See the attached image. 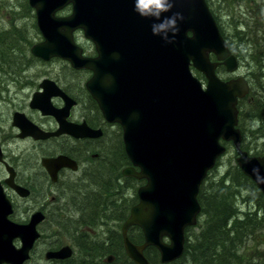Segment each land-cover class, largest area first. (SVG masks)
Returning <instances> with one entry per match:
<instances>
[{
    "label": "water",
    "instance_id": "95a60500",
    "mask_svg": "<svg viewBox=\"0 0 264 264\" xmlns=\"http://www.w3.org/2000/svg\"><path fill=\"white\" fill-rule=\"evenodd\" d=\"M29 3L44 38L33 46V56L45 61L58 57L76 70L93 73L86 84L88 91L105 118L123 129L125 152L132 164L123 175L147 180L138 190L139 203L132 207L122 228L126 253L135 264H151L144 253L151 246L159 251L164 264L182 256L186 228L197 223L201 212L200 187L226 152L222 140L232 141L239 168L264 195V156H251L243 150L238 127L237 100L249 93V85L244 78L224 81L217 75L221 64L228 73H235L239 61L206 0ZM69 4L73 8L70 15H56ZM80 29L96 45V57L84 56L75 43L74 33ZM211 54L217 61H211ZM195 71L204 76L206 84ZM40 87L43 92L34 94L31 106L55 116L60 128L45 135L22 117L27 124H15L23 129L21 137L45 139L67 134L85 138L102 134L87 124L66 121L75 102L55 81L46 79ZM56 96L65 99L63 110L52 106L51 98ZM1 155L0 151V159ZM73 164L63 156L45 161L50 170L56 166L50 171L53 176L58 168ZM7 183L19 194H27L14 186L13 170ZM11 214L12 205L0 189V264H23L40 237L37 222L42 216L18 225L9 220ZM132 226L142 229L144 244L135 245L129 239ZM17 238L22 242L20 248L14 245ZM70 254L65 247L46 257Z\"/></svg>",
    "mask_w": 264,
    "mask_h": 264
},
{
    "label": "flooded vegetation",
    "instance_id": "af4514ba",
    "mask_svg": "<svg viewBox=\"0 0 264 264\" xmlns=\"http://www.w3.org/2000/svg\"><path fill=\"white\" fill-rule=\"evenodd\" d=\"M206 1L209 6L210 1ZM236 4L238 5V8H236V44H240L241 47L251 45L253 49L264 45V0H236ZM241 27L245 30L238 31L237 29ZM226 41L230 43L228 39ZM239 47L236 46V58L240 64ZM31 60V57L25 58L19 69L14 68L15 63L10 57H7L3 64L0 62V151L2 153L0 159V189L4 191L12 205V214L9 215L11 222L18 225H27L39 215L42 216V220L37 222L40 237L30 251L29 259L23 264H31L40 241H45L39 254V258L45 264H111L114 261L113 255L81 249L75 242L71 243L70 240H65V235L59 233V230L55 233L51 226L59 224L66 217L79 219L73 211L75 209V207H72L73 200L80 192L95 191L96 187L93 184L95 183L96 174L99 173L97 172L100 165L98 162H102L100 158L103 155V149L99 153L98 148L109 142V135L106 134L107 127L111 126L110 124L117 123L109 122L105 118L98 103L88 91L86 84L92 77L91 73L81 74L79 71H73L71 74L77 79H68L66 82L64 77L63 79L58 78L61 83L56 78H44L40 83L37 82L36 88L38 90L32 94L30 101L27 102V96H24V92L30 86L28 70L31 69V65L28 61ZM81 76H88L84 84L81 82ZM238 78L243 77L236 76V79ZM38 79L36 80L38 81ZM46 79L55 81L56 85L75 102L70 108L66 121L69 124H87L93 130H101L102 134L100 136L76 138L62 134L45 139L30 135L21 137L23 129L15 124H27L22 117L36 125L40 133L45 135L55 133L60 128V122L55 116L44 114L40 109L31 106L34 94L43 92L40 85ZM70 80L74 83H69ZM247 83L250 92V85L252 84L248 81ZM81 86L85 89L84 93L80 91ZM33 88L31 85L29 90ZM245 97L237 100L236 108L238 112L239 104ZM51 103L57 110H63L66 106L65 99L58 96L52 97ZM3 106L7 107L5 113L2 112ZM21 145L27 146L22 148ZM61 156L74 162L73 167L68 165L60 167L53 176L50 171H54L56 166H53L50 170L45 165V161L55 160ZM9 168L13 170L14 186L24 189L27 192L26 195L19 194L14 187L7 183L11 178ZM126 168H123L122 176L129 178L130 176L123 175ZM106 228L107 225L100 226L96 228L93 234L96 236L95 240L101 242V239H104L106 245H108L107 239L109 238L105 233ZM50 231L57 236L60 234V247L50 248L51 242H54V235L50 234ZM84 242V240H79L80 245H83ZM14 245L17 248L22 246L20 238L14 240ZM65 247H69L70 256L47 259V253L59 252ZM123 249L127 255L124 239Z\"/></svg>",
    "mask_w": 264,
    "mask_h": 264
},
{
    "label": "trees",
    "instance_id": "16d2710c",
    "mask_svg": "<svg viewBox=\"0 0 264 264\" xmlns=\"http://www.w3.org/2000/svg\"><path fill=\"white\" fill-rule=\"evenodd\" d=\"M26 8L32 11L29 6ZM211 11L222 35L225 36L218 18L212 9ZM10 31L20 30L12 25ZM10 31L0 34L2 64L10 53L9 48L15 43L16 35ZM31 44L25 38L23 48L17 45V49H23L24 58H28L25 55L27 47ZM228 45L232 53H236V48L231 43ZM31 58L32 60L28 61L30 65L36 60ZM224 71V68H220V72ZM197 76L201 79L200 75ZM250 86L248 96L239 104V117L256 122L257 128L251 130V133L253 136L264 137V101L258 96L255 84ZM83 88L81 86L80 91L84 93ZM246 101L247 106L244 107ZM238 127L244 136V132L247 131L244 125L238 124ZM109 138L106 145L98 148L99 153L103 149V155L102 158L99 157L102 162L97 161L100 165L93 184L96 187L95 191L80 192L73 200L72 207H75L73 211L79 219L66 217L59 224L52 225L51 229L55 233L59 230V233H63L66 239L71 243L75 242L81 249L113 255L114 261L111 264H134L124 252L122 228L130 216L132 207L138 203V197L137 195L126 197L124 190L137 189L140 186V179L122 176L123 168L131 165L130 159L119 135L117 134L113 141L110 136ZM242 148L247 151L244 145ZM252 156H260V153ZM219 163L220 161L208 173L200 187L198 202L201 205V212L197 223L185 231L182 256L165 264H264V195L251 178L242 172L237 163L230 166L231 169L224 174L217 170ZM121 188L123 194L119 193ZM106 225L108 245L104 239H101V242L95 240L96 236L93 234L96 228ZM49 233L54 235V242H51L50 248L60 247V234L58 233L57 236L51 231ZM128 235L135 244L145 242L143 231L138 226H132ZM79 240H84V244L80 245ZM144 253L151 264H164L155 247H148Z\"/></svg>",
    "mask_w": 264,
    "mask_h": 264
},
{
    "label": "rangeland",
    "instance_id": "374dc122",
    "mask_svg": "<svg viewBox=\"0 0 264 264\" xmlns=\"http://www.w3.org/2000/svg\"><path fill=\"white\" fill-rule=\"evenodd\" d=\"M209 1H210L209 6L219 20L220 26L225 35L224 37L229 40V42L233 45V47L236 48V46H240L238 51L240 52L241 55L240 64L238 70L235 73H228L225 66L221 64L216 69L217 75L224 81L236 79V76L243 77L249 83L255 84V86L257 87L256 90L259 94L258 96H260L261 97L260 99L264 101V45H261L260 47H256L255 49H253L252 48L253 46L251 45H248L247 47H241L240 44L238 43L236 44V8H238V5L236 4V0H209ZM27 6H29L32 9V11H29L26 8ZM72 9H73L72 4H69L67 5V8H65L62 12L57 13L56 15L68 16L73 12ZM12 25L17 26V29H19L20 31H10L12 30ZM241 29H243V27L237 30L240 31ZM8 31L16 35L14 37L15 43H13L12 44L13 46L11 45L12 47L9 48L10 53L8 54V57L12 58L15 63L14 64L15 69H19L21 62L25 59L24 55L22 54L23 49H17V45H20L21 48H23V44L25 43V38H27L32 43L30 46L27 47V51L25 55V57H33L36 59L34 63L31 65V69L28 70V74H29L28 78H29L30 86L32 85L34 88L29 90L30 88L29 86L28 89H26V91L24 92V96H27V102L30 101L32 94L38 90V88H36L37 82L40 83L44 78H51V79L56 78L58 80V78L63 79L64 77L66 82L68 81V79H77L76 77L72 76L71 70L79 71L83 74L91 73L93 75V73L88 69H80V70L74 69L68 61L58 57H54L48 61H45L33 56L31 52L33 46L43 42L44 38L37 26L36 11L34 8L30 6L29 0H0V34H4L5 32ZM74 39H75V43L82 48L84 56L86 57H90L92 55H95L94 57L97 56L96 45L91 40L85 37L83 30L81 29L76 30L74 33ZM234 54L236 55V53ZM211 61L213 62L217 61V58L214 54H211ZM220 68H224L225 71L220 72ZM195 74L200 75L201 80L204 81V83L206 84L204 76H202L197 71H195ZM37 78H39L38 81L36 80ZM80 78H81V82L84 84L86 82V79H88V76L85 77L81 76ZM69 83L73 84L74 81L70 80ZM246 106H247V101L244 107ZM6 110L7 107L3 106L2 112L5 113ZM239 124H243L244 128L247 130L246 132H244L245 139L243 142V145L245 146L247 151L251 154V156L256 153H260V156H263L264 137H262L261 135L253 136V134L251 133V130H255V128H257V123L254 121H250L248 118L243 119L239 117ZM110 125L111 126L107 127L106 133H108V135L111 137V140L113 141L116 135L118 134L120 140L122 141L123 129L121 125L119 123L110 124ZM117 126H119L120 128H118ZM222 142L223 145L224 144L227 145V149L229 148V151L218 159L220 163L217 166L218 167L217 170L224 174L227 170L231 169L230 166L237 163L236 162L237 156L232 141L222 140ZM113 144L115 145V143ZM114 145L111 144L112 147H114ZM25 146H22V148H24ZM131 166L132 164L127 166V168ZM136 170L139 171V168L136 167ZM216 174H218L217 171ZM146 184H147L146 179H140V186H138L137 189L127 190L126 188L124 190V194L126 195V197H128L129 195L131 196L137 195L138 197V190L142 186H145ZM119 193L123 194L122 188L119 190ZM138 203H139V197H138ZM110 225L111 223L108 224L109 227ZM166 241L168 242L167 238ZM44 243L45 241L38 242V245L36 247V252L33 256L34 259L31 262V264H45V262L43 260L41 261V259L39 258V254L44 247Z\"/></svg>",
    "mask_w": 264,
    "mask_h": 264
}]
</instances>
